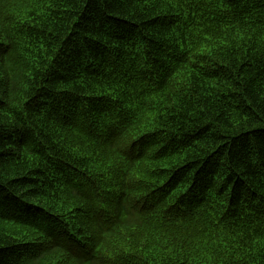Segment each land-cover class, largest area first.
<instances>
[{"label":"trees","instance_id":"obj_1","mask_svg":"<svg viewBox=\"0 0 264 264\" xmlns=\"http://www.w3.org/2000/svg\"><path fill=\"white\" fill-rule=\"evenodd\" d=\"M0 264H264V0H0Z\"/></svg>","mask_w":264,"mask_h":264}]
</instances>
